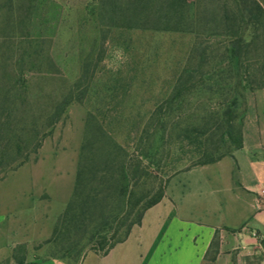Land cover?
Instances as JSON below:
<instances>
[{"label": "rangeland", "instance_id": "obj_1", "mask_svg": "<svg viewBox=\"0 0 264 264\" xmlns=\"http://www.w3.org/2000/svg\"><path fill=\"white\" fill-rule=\"evenodd\" d=\"M141 1L0 0V138L9 132L13 144L19 142L25 150L38 146L25 165L0 181V212L9 213L0 221V264H13V251L23 256L18 247L24 244L30 254L41 244L33 242L36 234L64 212L89 115L131 160L147 154L140 160L152 168L153 177L140 191L146 194L157 180L168 181L165 193L170 196L184 190L188 171L173 174L188 168L203 147L234 154L226 136L216 148L225 128L210 116L227 108L222 103L236 100L230 109L234 138L247 115L251 123L261 114L259 126L264 128V0H186L188 32L209 36L142 28L146 17L163 15L160 4L169 0H150V11ZM203 50L209 75L200 79ZM186 67L193 87L167 106ZM69 94L81 102L73 101L48 127L55 106ZM175 125L207 135L171 140L154 156L161 132H171ZM230 170L224 161L191 172L185 183L193 193L203 192L225 184ZM217 176L219 181L208 182ZM152 197L149 193L145 202ZM56 251L49 245L47 256ZM94 256L99 255L86 251L77 263L74 258L52 259L91 264Z\"/></svg>", "mask_w": 264, "mask_h": 264}, {"label": "trees", "instance_id": "obj_2", "mask_svg": "<svg viewBox=\"0 0 264 264\" xmlns=\"http://www.w3.org/2000/svg\"><path fill=\"white\" fill-rule=\"evenodd\" d=\"M141 4L145 10H151L152 1H141ZM158 12H162L163 15L157 19L146 17L141 27L157 31L209 36L208 32H188L191 29L189 26L185 27L186 23L190 21L186 0L163 2L160 4ZM217 36L220 37L221 35L218 34ZM230 37L236 39L235 35ZM200 56L201 64L197 75L202 79L209 75L205 69L206 60H208L206 51L203 50ZM190 73L191 71L187 67L183 70L170 98L165 102L167 106H172L191 91L193 86ZM73 101L80 103L81 98L79 97V100L73 99L69 94L55 106L54 112L48 120V127H53L61 119L66 108ZM226 104L225 110H219L220 112L210 116L214 124L220 121L225 128L216 142V148L226 136L234 151H237L242 148L243 144L242 130L239 129L236 132L237 137H233L235 117L233 118L230 112V109L235 106L236 100L225 101L222 106ZM215 107L220 109L221 106ZM216 125L214 128L217 130L218 126ZM178 127L179 125H175L171 132L166 130L161 132V144L154 156L159 154V151L162 154L163 149L172 143L171 140L173 142L190 141L193 135H207L206 131L177 130ZM50 133L46 136H49ZM100 137L103 138V144L100 143ZM0 143V181H3L8 173L14 172L26 164L30 154H35L38 149L37 145L33 149L25 150L24 147H21V143L13 144L9 132L2 135ZM167 153L169 152H166V156ZM146 155L140 156V159L147 157ZM227 156H230L227 152L219 154L218 151H208L206 147H203L202 152L198 154L195 160H189L191 164L188 168L175 172L172 177L192 168L213 165ZM140 159L131 160L123 148L111 140L101 127L97 126L96 119L92 115L87 117L85 139L79 154L72 197L64 212L57 219L51 238L44 243V245H53L57 250L49 256L50 258L60 260L74 258L77 263L79 257L86 251L95 255L106 256L116 245L127 240L132 228L140 225L145 211L163 199L168 182L163 183L161 180H157L148 193L145 194L140 191L146 180L153 177L152 168L143 164ZM172 177H169L168 180ZM149 193H153V197L145 202ZM83 241L85 242L83 243ZM261 243L264 247V240ZM18 248L22 250L24 255L18 257L13 251L11 261L13 264H24L27 250L25 246Z\"/></svg>", "mask_w": 264, "mask_h": 264}, {"label": "crops", "instance_id": "obj_3", "mask_svg": "<svg viewBox=\"0 0 264 264\" xmlns=\"http://www.w3.org/2000/svg\"><path fill=\"white\" fill-rule=\"evenodd\" d=\"M261 117L255 114L250 123L247 115L240 150L213 165L196 167H217L227 161L231 170L225 184L193 193L185 183L187 175L198 170L191 169L184 174V190L173 196L165 193L157 205L145 211L140 225L132 228L125 242L106 256H94L91 264H264ZM219 177L208 182L219 181ZM8 214L7 210L0 212V221ZM56 221L52 226L49 220L47 229L36 234L33 242L41 244L27 253L30 260L25 264H63L47 256L49 245H44ZM38 250L41 254L36 256Z\"/></svg>", "mask_w": 264, "mask_h": 264}, {"label": "built area", "instance_id": "obj_4", "mask_svg": "<svg viewBox=\"0 0 264 264\" xmlns=\"http://www.w3.org/2000/svg\"><path fill=\"white\" fill-rule=\"evenodd\" d=\"M264 193V192H263Z\"/></svg>", "mask_w": 264, "mask_h": 264}]
</instances>
